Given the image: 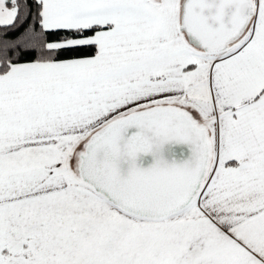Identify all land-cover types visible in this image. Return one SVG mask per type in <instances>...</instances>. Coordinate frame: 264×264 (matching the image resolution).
Instances as JSON below:
<instances>
[{
  "label": "snow or ice",
  "instance_id": "snow-or-ice-1",
  "mask_svg": "<svg viewBox=\"0 0 264 264\" xmlns=\"http://www.w3.org/2000/svg\"><path fill=\"white\" fill-rule=\"evenodd\" d=\"M0 264H264V0H0Z\"/></svg>",
  "mask_w": 264,
  "mask_h": 264
}]
</instances>
